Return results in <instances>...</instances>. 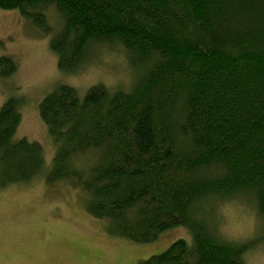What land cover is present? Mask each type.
<instances>
[{
	"label": "trees",
	"instance_id": "obj_1",
	"mask_svg": "<svg viewBox=\"0 0 264 264\" xmlns=\"http://www.w3.org/2000/svg\"><path fill=\"white\" fill-rule=\"evenodd\" d=\"M0 9L43 34L48 11L58 14L48 46L63 74L99 46L121 47L133 71L126 90L98 83L80 94L60 83L43 97L49 166L38 142L14 137L19 102L9 96L0 189L65 183L107 232L136 243L188 229L190 241L137 264H244L254 240L218 237L201 205L245 198L264 220V0H0ZM15 72L0 55V79Z\"/></svg>",
	"mask_w": 264,
	"mask_h": 264
},
{
	"label": "rangeland",
	"instance_id": "obj_2",
	"mask_svg": "<svg viewBox=\"0 0 264 264\" xmlns=\"http://www.w3.org/2000/svg\"><path fill=\"white\" fill-rule=\"evenodd\" d=\"M48 12L52 31L43 34L16 11L0 9V55L10 56L16 64L12 76L0 79V106L9 96L19 102L14 137L38 142L49 166L56 146L39 117L43 97L60 83L80 94L98 83L126 90L133 71L121 47L95 46L78 71L63 74L48 46L61 23L53 9ZM82 196L70 185L49 187L39 177L0 189V264H137L177 239L190 241L184 226L173 227L149 243L112 236L105 221L84 210ZM208 202L199 207L217 236L236 243L254 240L244 264H264V220L253 204L245 198Z\"/></svg>",
	"mask_w": 264,
	"mask_h": 264
}]
</instances>
